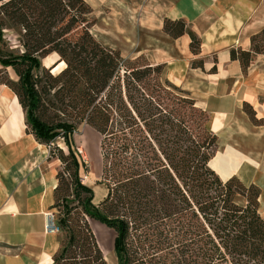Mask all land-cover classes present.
<instances>
[{
  "label": "trees",
  "instance_id": "16d2710c",
  "mask_svg": "<svg viewBox=\"0 0 264 264\" xmlns=\"http://www.w3.org/2000/svg\"><path fill=\"white\" fill-rule=\"evenodd\" d=\"M90 13L84 0H0V33L6 23L20 27L23 48L15 55H0V64L18 76L16 88L3 82L15 92L26 129L35 139L50 148L59 137L68 148L65 154L56 147L63 171L57 172L53 211L58 230L65 229L66 235L51 264H108L85 217L115 232V264L134 262L129 241L138 231L156 235L158 243L178 251L179 261L186 264H264L259 188L245 186L236 177L222 180L210 167L216 136L207 129L208 113L182 89L164 86L156 79L162 65L138 64L141 56L120 63V53L91 34ZM164 30L180 34L183 23L166 20ZM190 35L195 43V35ZM259 37L264 42V30L252 37L251 51L237 54L232 49L231 58L237 57L245 67L252 53H264L257 45ZM51 52L59 55L54 66L65 63L57 75L46 72L53 83L50 87L59 83L53 96L60 95L61 102L67 99V106L71 97H80L66 121H46L39 115L49 91L33 70ZM121 69V105L113 106L111 101L93 104L97 95L108 97L119 86ZM164 92L171 95L172 106L166 103ZM182 108L188 111V119ZM112 115L119 117V127L109 131ZM77 123L100 136L98 183L106 185L107 193L98 205L93 203V189L79 176L84 163L71 149ZM50 155L54 156L51 149ZM65 172L70 194L81 211L75 220L69 200L57 196L66 182ZM60 204L62 214L57 217Z\"/></svg>",
  "mask_w": 264,
  "mask_h": 264
},
{
  "label": "crops",
  "instance_id": "0c3cea01",
  "mask_svg": "<svg viewBox=\"0 0 264 264\" xmlns=\"http://www.w3.org/2000/svg\"><path fill=\"white\" fill-rule=\"evenodd\" d=\"M84 1L98 42L162 65L167 80L208 113L216 136L210 167L222 180L257 186L264 218V53H252L245 67L230 54L251 51L264 30V0ZM166 20L181 21L182 33L164 30ZM58 170L59 159L26 129L15 92L0 81V264L52 263L60 238L45 223Z\"/></svg>",
  "mask_w": 264,
  "mask_h": 264
},
{
  "label": "rangeland",
  "instance_id": "374dc122",
  "mask_svg": "<svg viewBox=\"0 0 264 264\" xmlns=\"http://www.w3.org/2000/svg\"><path fill=\"white\" fill-rule=\"evenodd\" d=\"M90 17V16H88ZM21 29L17 26L9 25L6 23L5 26L1 28L0 33V55H15L18 54L21 50H23L21 46ZM96 40V39H95ZM97 41V40H96ZM98 42V41H97ZM100 43V42H99ZM257 45L260 50H264V42L262 38L259 37ZM59 55L57 53H49L46 57L40 58V66L37 69H34L33 72L36 76L41 77V84L48 89L49 94L44 96L43 106L39 110V115L46 121L57 122V121H66L73 116L74 110L72 107L78 106L80 102V97H71L70 105L67 106V99L64 102H61L59 96H53V92L58 88L54 86V88L50 87L53 83H51L46 75V72L49 71L52 75H57L61 69L65 67L64 61L58 62ZM127 59V58H126ZM128 59H135L134 57H128ZM120 63L124 64V57L121 56ZM138 64L145 65L149 64L148 61L144 57H140ZM53 68H49L51 66ZM9 68V69H8ZM0 70V81L8 82L11 87L16 88V81L18 76L14 72L11 67ZM45 69H47L45 71ZM156 79L164 86H170L173 88H179L176 85H173L164 75L163 70H159L156 73ZM118 87L112 91L107 97V94L97 95L94 98L95 105H105L106 102L111 101L114 105H121L123 100L120 95L122 92V97L124 99V81H123V70L121 69L119 78L117 79ZM166 84V85H165ZM167 89V88H166ZM71 96H75L74 93H71ZM120 94V95H119ZM165 96V101L170 106L173 105V99L168 92L162 93ZM175 104V103H174ZM185 115V118L188 119V111L184 108L181 109ZM122 113L123 111L120 110ZM119 117L117 115H112L108 122V130L112 131L119 127ZM107 135V134H106ZM99 140L100 136L96 133V131L92 130L87 126H83V123H77L74 127L73 133V141L74 145H72V151L76 153L80 163H84V165L79 166V176L83 183L88 184L93 189V203L99 204L106 196L107 188L103 183H98L100 180V153H99ZM56 147L61 148L63 153L67 154L68 148L65 145L64 141L57 137L50 144L51 149L54 156L57 157L58 151ZM215 150V145L214 148ZM63 171V164L59 160V170ZM63 177L65 178V183L61 184V189L58 191L57 196L60 198L65 197L68 199V205L73 207L72 209V218L75 220L81 213L80 208L77 206V201L73 200V196L71 193V188L67 186V181L69 180V175L67 172L63 173ZM101 190V191H100ZM103 192V193H102ZM62 203V202H59ZM62 205H58L56 207L57 217H61ZM79 218V217H78ZM95 240L102 252V255L105 261L108 264H113L115 261L114 253H113V242L115 232L106 227L103 224H100L96 220L85 217ZM105 228V230H104ZM58 236L61 242L65 241L66 230L59 229L57 231ZM145 234L143 232L138 231L134 236L130 238L131 244H129V254L131 257H134V262L132 264H186L185 261H179L178 251L175 249H170L166 243H158V237L156 235ZM138 235V236H137Z\"/></svg>",
  "mask_w": 264,
  "mask_h": 264
},
{
  "label": "built area",
  "instance_id": "2783aa9c",
  "mask_svg": "<svg viewBox=\"0 0 264 264\" xmlns=\"http://www.w3.org/2000/svg\"><path fill=\"white\" fill-rule=\"evenodd\" d=\"M45 230L47 232H57L58 226L55 223V211H49L46 216Z\"/></svg>",
  "mask_w": 264,
  "mask_h": 264
},
{
  "label": "bare ground",
  "instance_id": "6f19581e",
  "mask_svg": "<svg viewBox=\"0 0 264 264\" xmlns=\"http://www.w3.org/2000/svg\"><path fill=\"white\" fill-rule=\"evenodd\" d=\"M101 191V190H100ZM103 193V192H102ZM104 230H105V228H104Z\"/></svg>",
  "mask_w": 264,
  "mask_h": 264
}]
</instances>
